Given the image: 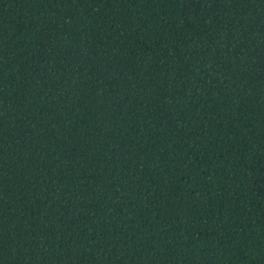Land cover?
I'll return each instance as SVG.
<instances>
[{"label":"trees","instance_id":"16d2710c","mask_svg":"<svg viewBox=\"0 0 264 264\" xmlns=\"http://www.w3.org/2000/svg\"><path fill=\"white\" fill-rule=\"evenodd\" d=\"M0 264H264V0H0Z\"/></svg>","mask_w":264,"mask_h":264}]
</instances>
